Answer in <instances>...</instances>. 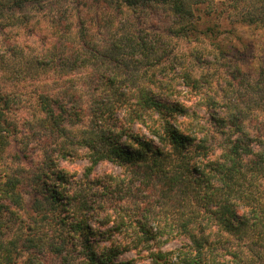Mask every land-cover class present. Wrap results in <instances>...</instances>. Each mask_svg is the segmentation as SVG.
Instances as JSON below:
<instances>
[{"label":"trees","instance_id":"obj_1","mask_svg":"<svg viewBox=\"0 0 264 264\" xmlns=\"http://www.w3.org/2000/svg\"><path fill=\"white\" fill-rule=\"evenodd\" d=\"M207 1L0 0V67L37 87L24 124L50 150L42 168L0 174V264H130L121 258L138 249L149 250V264H264V63L248 87L261 95L253 112L234 83L207 117L193 99H204L208 74L195 62L185 69L183 56L141 28L166 13L170 38L220 42L194 19ZM259 9L241 22L263 24ZM15 25L39 39L17 63L5 33ZM92 28L112 29L111 38H89ZM132 64L154 69L120 75ZM12 92L0 90V158L19 130ZM80 152L88 166L78 178L61 164ZM105 162L130 176L127 190L120 176L93 178ZM140 193L144 204L129 205ZM175 240L179 249L165 251Z\"/></svg>","mask_w":264,"mask_h":264},{"label":"rangeland","instance_id":"obj_2","mask_svg":"<svg viewBox=\"0 0 264 264\" xmlns=\"http://www.w3.org/2000/svg\"><path fill=\"white\" fill-rule=\"evenodd\" d=\"M230 0H208L205 4L198 7V10L195 13V20L198 23V29L200 31H207L209 28L214 29L216 32H219L221 35L219 37L220 42L211 43L205 38L195 39H173L170 38L168 31L166 29L167 16L166 13H159L150 19L149 23L141 26L143 29L144 35H150L149 41H153L156 37L163 39L166 42V45H169L170 49L175 50L176 55L183 56L184 59V68L193 66V62L196 63V72L199 73L206 72L208 75V84L206 89L203 91L204 99L200 96L196 97V102L193 105H197V108L201 109V113L209 117V113L219 110V107H222V103L225 101V96L231 88L230 84L238 83L241 88L240 91L244 92L246 95V109L251 112L254 110L249 109L248 106L253 105L256 101L261 100V95L258 90L249 89V85L256 87V81L259 79V73L262 72V65L264 63V0H245L239 6L234 5L233 7L230 4ZM255 7H260L257 17L263 19V24L249 22L243 23L241 17L247 12H254ZM109 28V27H108ZM105 29L103 32L97 31V29H89V38L93 40L103 41L104 39L111 38L112 29ZM37 35L38 29L34 30ZM106 31V32H105ZM7 39L10 40L12 45H16L14 51L13 61L21 60L23 55L26 52L27 47L39 44V39L34 36L28 37V35L21 30L20 26L15 25L14 27L8 28L6 30ZM2 34H0V37ZM41 37V35H39ZM147 39V38H146ZM5 42V41H4ZM6 43V42H5ZM222 45V48L220 46ZM19 52V53H18ZM193 53V57L190 54ZM9 54V53H8ZM161 65H158V69ZM115 67L113 63L111 68ZM6 69V68H5ZM3 67H0V90L4 91H13L16 96V101H20L16 111L12 114V119L18 123L19 130L16 138L13 140L10 149L6 154L3 155V158H0V174H4L5 171H15L24 169L27 170L30 168L34 170L35 168H42V160L45 157V154L48 153L49 143H42L43 132L33 131L29 127L34 124H28L25 126V121L29 122L33 119L32 115L37 110L36 103V93L35 87L31 81L20 78L17 71L18 70H8L5 71ZM19 69V67H18ZM86 69V68H85ZM84 69L83 72H86ZM119 73L131 75H136L138 73H143L146 70L143 67H140L138 64H132L128 67H119ZM156 69V73H159ZM76 71L71 72L74 74ZM197 72V73H198ZM236 77L237 81L233 79ZM246 78V79H245ZM247 83V85H246ZM245 89V90H244ZM246 92V93H245ZM189 105H192L190 94L184 92V96ZM216 100V105L209 108L207 99ZM23 100V102H21ZM35 126V125H34ZM36 133V134H34ZM41 134L40 136H38ZM51 148V147H50ZM23 151V152H22ZM24 151L32 157V165L28 162V158H24ZM18 153V154H17ZM19 156L21 160L15 158ZM81 152L75 160L68 163H62L61 167L67 169L71 174H75L78 178H81L85 173V170L88 166V163L81 156ZM28 168V169H27ZM120 176L123 183L122 187L125 190L128 189V184L130 183V176L127 173H122L121 169L117 166L105 162L99 165L96 171L93 174V178L97 177H110ZM30 188L24 187L23 193L25 194V199L29 203L30 196L27 194ZM127 193V191H125ZM149 196L143 195L140 193L138 195L132 194L127 197L129 199V205L139 206L143 205L145 200ZM135 204V205H134ZM18 226V223L16 224ZM14 226L10 225L4 230V239L8 241L11 238L14 229ZM181 241L175 240L167 244L164 248L165 251H175L179 249ZM222 254L225 253V250H222ZM150 252L149 250H131L127 252L122 258L121 261L130 262V264H149L150 263ZM230 259V258H228Z\"/></svg>","mask_w":264,"mask_h":264}]
</instances>
